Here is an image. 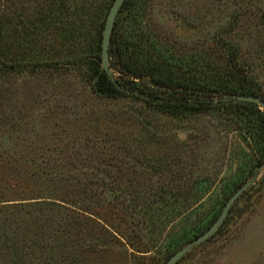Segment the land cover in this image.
Instances as JSON below:
<instances>
[{
    "label": "rangeland",
    "instance_id": "374dc122",
    "mask_svg": "<svg viewBox=\"0 0 264 264\" xmlns=\"http://www.w3.org/2000/svg\"><path fill=\"white\" fill-rule=\"evenodd\" d=\"M109 1L68 0L67 7L70 13L84 9L87 16L97 12L101 17L109 11ZM145 1L151 29L172 46L174 59L202 61L208 54L219 59L220 39L232 41L242 60L252 63L264 99V0ZM39 5L0 0V15L10 7L11 16L22 12L33 19ZM236 17L235 29L225 34ZM68 28L52 29L33 40L36 46L23 47L34 51L40 64L18 58V44H25L13 33L0 35V52L5 43L14 46V67L0 54V200L8 211L16 206L18 215L12 220L18 236L32 246L21 248L29 257H11L1 243L0 264H166L197 238L200 228L208 230L227 201L250 181L218 231L177 264H264V162L261 171L233 192L260 156L251 137L222 111L176 118L130 98L96 96L88 82V64L75 63L79 54L95 53L93 38L83 39L76 27ZM39 44L46 47L41 54ZM157 163L164 171L152 177L151 166ZM73 166L79 172L94 168L98 181L122 176L126 193L122 197L92 186L90 198L87 193L77 194L71 203L57 200L63 208L38 220L33 218L38 208H19L58 196L63 189L54 173ZM159 186L169 193L155 195ZM63 213L76 218L78 236L64 235L57 242ZM48 250L59 251L60 257H44Z\"/></svg>",
    "mask_w": 264,
    "mask_h": 264
},
{
    "label": "trees",
    "instance_id": "16d2710c",
    "mask_svg": "<svg viewBox=\"0 0 264 264\" xmlns=\"http://www.w3.org/2000/svg\"><path fill=\"white\" fill-rule=\"evenodd\" d=\"M113 1H109L106 7L107 10H109L108 8H110ZM6 2L9 3V0H6ZM33 2H35L36 8L40 4V8L37 9L33 19H25L22 12L18 13V17L11 16L13 10L10 7H6V11L1 12L0 15V35H4V32H11L15 40L17 39L25 44H18L21 48L18 58L21 61L27 64H30L32 60L36 61L34 59L35 52L31 49L30 51H23L24 46L29 48L36 46L37 44L33 43V40L43 37L45 33H49L52 29L69 32L68 26L72 25L78 29L83 39L86 36H89L90 40L93 38L95 53L89 52V49L87 51L89 53L79 54L80 59H76L75 63L80 67L88 64V82L96 96L113 100L120 97L130 98L136 102L144 103L153 111L176 118L222 111L232 117L233 123L241 132L251 137L260 155L253 160V164L251 161L252 165L249 171L239 177L233 192H236L261 167L264 162V118H262L264 112L260 113L259 107L254 104L231 100V97L235 95L261 97V89L253 76L252 63L242 60L239 49L234 42L220 39L223 44L219 43L218 45L221 48L219 59L210 54L205 55L202 61L185 60L186 58L174 59L172 46L167 43L163 44L161 42L162 37H159L151 29L147 20L146 1L126 0L117 16L111 35L109 48V71L111 76H108L101 68L102 31L105 16L108 12L103 13L105 16L101 15V17L96 15L97 12H93L92 16H87L83 13L86 11L84 9L70 13V9L67 7L68 0H33ZM71 15L74 16L75 21L72 20ZM16 18L18 21L15 23L16 27L13 28L12 25ZM98 18L101 21L99 27L96 28L97 31H94L93 28L96 27ZM237 18L239 17L231 20L232 25L225 34H230L235 29L234 23L237 22ZM88 24L89 27L86 28ZM4 46V51H1L0 54L8 60V67L12 68L14 67L12 65L14 57L11 56V53L14 46L6 43ZM38 47L40 54L45 51L46 47L42 44H39ZM49 53L50 50L44 58H47ZM51 53L55 54L56 51L53 50ZM23 54H26V57H21ZM28 54H30V59L27 57ZM36 62L40 64L39 61ZM1 64L0 68L3 67ZM254 114H259V116L253 118ZM142 166H145V164ZM17 168L15 167V169ZM83 169L84 172H79L78 170L81 169L73 166L67 171L61 169L62 173L58 169L54 173V181L62 187L63 191H58V196L49 198L51 201L45 200L47 199L45 198L44 201L19 204V208L23 210L27 207L38 208L39 210H35L37 216L33 217L34 220H38V217L50 216L54 211L63 208L62 205L57 204V200L64 204L67 201L71 203L73 198L78 196L77 194L85 195L87 193V197L90 198L94 195L91 194L92 189L90 187L92 186L105 187L108 192L115 191L118 196L122 197L126 193V185L122 176H115L113 179L104 176L101 181H98L94 178L93 172L96 171L94 168L87 167ZM151 169L154 170L153 174L151 173L152 177L164 171L159 163L151 166ZM103 172L106 174L108 170ZM244 172L245 170H243ZM34 174H37V172H34ZM81 174L87 177L88 180L84 182L80 177ZM90 175L93 177L91 178ZM129 182H132V180H129ZM165 188L159 186V191L155 195L169 193ZM176 196L181 197L180 194ZM4 203L0 200V244L3 243L1 246L11 253V257H29L26 253L22 254L21 250L22 247L28 244L26 237L20 238L18 236L19 230L17 231L16 223L12 220L18 215V213L15 215L13 210L16 206L14 205L15 207H11L8 211V208H6L8 205H1ZM29 214L32 215L33 213L29 212ZM61 215L60 222H63V226H59L56 230L57 233H54L57 242L64 235L78 236L74 231L75 225H78L76 218L68 217L67 213ZM27 217L29 216L27 215ZM205 229L207 228H200L195 237L200 236ZM29 246L32 248L31 245ZM39 257H42V255ZM44 257H60V252L54 251L53 253L48 250L45 252Z\"/></svg>",
    "mask_w": 264,
    "mask_h": 264
},
{
    "label": "water",
    "instance_id": "95a60500",
    "mask_svg": "<svg viewBox=\"0 0 264 264\" xmlns=\"http://www.w3.org/2000/svg\"><path fill=\"white\" fill-rule=\"evenodd\" d=\"M126 0H114L108 14L105 19L103 33H102V41H101V68L105 71L108 76H111L109 71V48L111 42V35L115 26V22L117 16L119 15L120 10L122 9ZM231 100L251 103L258 107H260L264 111V99L259 96H250V95H235L231 97ZM264 167V166H263ZM262 170V167L259 169ZM253 184V181H250L243 185L226 203L222 213L218 217V219L211 225V227L206 230L203 234L192 240L187 246L175 252L167 261L166 264H177L178 261L182 257H184L192 248L198 246L209 238H211L218 229L222 226L225 219L228 216V213L234 203L240 198V196L244 193V191Z\"/></svg>",
    "mask_w": 264,
    "mask_h": 264
}]
</instances>
